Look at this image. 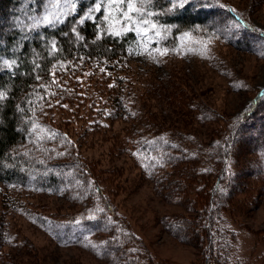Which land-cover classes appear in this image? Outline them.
<instances>
[{"label": "trees", "instance_id": "obj_1", "mask_svg": "<svg viewBox=\"0 0 264 264\" xmlns=\"http://www.w3.org/2000/svg\"><path fill=\"white\" fill-rule=\"evenodd\" d=\"M71 1L77 4L76 12ZM65 2L62 21L51 24L44 19L48 0H0V94L3 97L0 98V182L13 187L36 180L43 192L73 191L71 201L85 206L78 219L39 217L43 230L57 244L79 245L91 239L93 244H87L89 250L111 264H162L153 261L147 247L113 205L111 198L117 194L121 168L104 166L101 159H82L75 152L71 137L59 128H52L46 118L53 105L60 107L64 99H69L66 93L77 92L82 79L95 77L97 93L105 94L106 100L112 103L105 113L106 122L111 125L118 120L125 121L123 117L132 120L137 110L129 94L133 92L135 74L127 69L125 58L136 40V31L146 29L155 35L159 48L170 47L179 43L184 32L196 26L212 27L217 32L223 13L209 8L206 1L201 2L204 5L189 2L177 8L172 0H130L129 9L120 0L118 15H126L128 24L119 28L109 23L98 0ZM240 19L237 24L243 28L245 38L249 39L250 35L261 38L240 25L244 20ZM256 98L253 108L239 115L224 139L212 136L215 139L207 159L214 161L212 167L204 169L201 165L195 171L198 156L204 154L200 146L186 150L188 154L183 156L179 148L178 155L173 157L160 151L165 159L161 164V155L155 163L158 152L153 151L161 150L157 140L164 139L163 135L148 137V143L143 144L142 150L155 162L142 167L140 174L147 173L154 182V191H159L160 185L167 182L175 196L193 195L184 202L185 215L171 218L166 227L183 242L197 241L201 247L207 243V250L201 255L202 264H229L235 240L227 230L223 215L230 207L251 202L250 193L245 200H236V195L248 191V186L253 196L254 192L264 193V162L258 165L257 161V167L250 168L237 162L235 173L229 172L226 165L232 161V152L240 143L246 145L243 154L259 155V160L264 161V132L256 130L252 122L245 124L260 104L264 107V93ZM143 105L147 111L145 99ZM38 127L47 129L39 148L46 149L48 154L36 159L26 145L37 139ZM251 131L258 134L249 135ZM169 146V150L177 151L175 142L171 141ZM163 164L177 170L175 179L167 181L169 176L160 177L159 167ZM156 165L158 168H153ZM212 176L214 180L207 182ZM258 178L261 179L258 185H249V180ZM15 202L14 198L7 197L6 208L14 207ZM4 226L0 217V234L5 231ZM72 233L75 238H68Z\"/></svg>", "mask_w": 264, "mask_h": 264}, {"label": "rangeland", "instance_id": "obj_2", "mask_svg": "<svg viewBox=\"0 0 264 264\" xmlns=\"http://www.w3.org/2000/svg\"><path fill=\"white\" fill-rule=\"evenodd\" d=\"M48 1L45 21L61 22L66 13L65 0ZM98 1L112 26H127L126 15H118L120 0ZM203 1L223 13L217 32L212 27L196 26L184 32L178 44L159 48L155 35L142 28L137 30L136 40L125 58L127 69L135 74L133 92L129 94L137 110L135 118L123 117L125 121L108 124L104 118L112 103L105 94L97 93L98 84L95 85L93 76L91 80L82 79L77 92L66 93L69 99H64L60 107L53 105L46 118L52 128H59L71 137L74 150L82 159H101L104 166L121 168L117 194L111 198L113 205L134 235L142 240L153 261L162 264H202L201 255L208 245L183 242L167 229L171 218L185 215L184 202L193 195L175 196L167 182L154 191V182L147 173L140 174L142 167L155 162L142 150L143 144L148 143V137L163 135L164 139L157 140L161 150L153 151L158 152L155 163L161 155V164L164 155L177 156L178 148L183 156L188 154L186 150L200 146L204 154L198 156L195 171L201 165L204 169L212 167L214 161L207 160L215 139L212 136L224 139L239 115L250 111L257 95L264 93V0H191L201 5ZM172 3L181 8L189 2L172 0ZM71 7L77 11L75 1H71ZM241 17L244 20L240 25L250 28V34L261 37L263 42L250 34L249 39L245 38L243 28L237 24ZM263 119L264 107L260 104L245 124L252 122L256 130L264 132ZM46 130L38 127L37 139L26 145L36 159L48 154L46 149L39 148L41 138L47 136ZM256 134L251 131L249 135ZM171 141L177 144L176 152L169 150ZM236 147L232 161L226 164L229 172H236L237 162L246 168L264 162L259 155L243 154L245 144ZM159 170L160 177L169 176L167 181L175 179L177 170L172 166L163 164ZM213 180L214 176L207 182ZM260 180L248 183L256 186ZM35 181L13 187L0 182V217L5 224V231L0 234V264H111L89 250L87 244H93L91 239L79 245H59L43 230L39 217L76 220L85 206L71 201L72 190L51 194L38 188ZM247 189L239 192L236 200H245L250 193L251 202L230 207L223 215L235 240L229 264H264V193L254 192L253 196V190L249 186ZM7 197L16 200L14 207L6 208ZM68 238H75L74 233Z\"/></svg>", "mask_w": 264, "mask_h": 264}, {"label": "snow or ice", "instance_id": "obj_3", "mask_svg": "<svg viewBox=\"0 0 264 264\" xmlns=\"http://www.w3.org/2000/svg\"><path fill=\"white\" fill-rule=\"evenodd\" d=\"M122 3H126L128 4L129 6V9H131V3H130V0H121ZM188 2H191V0H188ZM143 23H146L147 21H142ZM0 98H3L2 97V94H0Z\"/></svg>", "mask_w": 264, "mask_h": 264}]
</instances>
